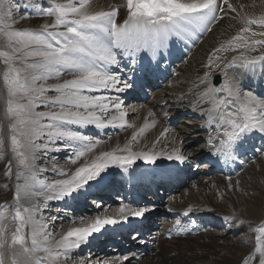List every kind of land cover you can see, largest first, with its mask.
<instances>
[{"label": "snow or ice", "instance_id": "snow-or-ice-1", "mask_svg": "<svg viewBox=\"0 0 264 264\" xmlns=\"http://www.w3.org/2000/svg\"><path fill=\"white\" fill-rule=\"evenodd\" d=\"M42 2L48 6L41 7L37 0H28L36 6L38 15L54 16V22L33 31L12 29L17 22L14 12L22 7L19 0H0V32L7 37L11 49L0 52L7 66L4 73L7 99L0 103V149H5L6 140L10 139L11 155L6 158L3 175L14 176L16 180L13 219L18 222L10 243L0 239V264H61L62 260L66 264L75 252L90 243L94 234L102 233L108 226L142 222L155 206L122 205L119 219L97 216L87 227L70 228L59 239L46 230V224L36 220L41 206L47 210L48 202L78 200L94 184L99 185L112 167L121 169L129 180L138 179L134 167L138 161L156 166L164 158L178 166L199 168L200 155L195 148L185 154L183 142L160 154L133 151L126 145L118 150L123 154L104 152L70 174L58 170L55 163L51 167H40V163L48 160L50 152H67L70 163L76 165L100 141L93 142L74 129L124 127L127 113L122 110V94L143 87L148 77L160 72L175 43L194 42L199 34L223 20L228 11H236L228 0H126L127 18L120 23L117 20L120 8L116 6L94 10L90 0ZM26 18L27 12L19 17ZM9 20L12 24L7 23ZM247 24L264 26V18L250 19ZM240 31L251 32V28ZM259 35L264 36V32ZM233 39L243 41L237 44L238 48L264 45V40H248L243 35ZM222 49L226 50L224 45L214 49L213 54ZM212 63L210 56L208 66ZM215 69L213 82H209L207 72L201 80L205 89L200 96L211 107H202L200 111L207 114V126L215 125L216 130V135H209L201 152L206 151L209 159L214 158L217 163L221 157L226 162L235 161L248 138L259 136L262 143L253 146V153L264 156V93L243 91L238 77L230 75L240 72L252 79L259 70V77L264 78V55L249 59L241 53L240 58L234 57L228 63H215ZM50 80L55 82L48 83ZM143 131L142 128L140 132ZM169 131L165 128L161 136ZM137 135H133V141ZM45 172H58L67 178L46 183L38 179ZM228 187L233 185L230 183ZM93 203L97 208L101 206ZM26 227H30V233L25 232ZM134 231L133 239H139L140 230ZM255 231L258 264H264V226ZM133 259L129 255L108 259L89 253L84 264H131ZM254 259L248 256L242 264H251Z\"/></svg>", "mask_w": 264, "mask_h": 264}, {"label": "bare ground", "instance_id": "bare-ground-1", "mask_svg": "<svg viewBox=\"0 0 264 264\" xmlns=\"http://www.w3.org/2000/svg\"><path fill=\"white\" fill-rule=\"evenodd\" d=\"M95 1V0H94ZM104 1V0H103ZM253 0H228V3H230L232 6L236 4H245L252 2ZM62 2V0H61ZM96 4L99 5V3L102 2V0H96ZM95 2H93L95 4ZM223 6V5H222ZM20 16H17L15 19L16 21L19 20V22L22 24V21L19 19ZM38 19H28V22L26 23L27 27H37L38 25L34 24V22ZM211 30L207 35H204L206 31L201 34L203 36V40L199 43V38L196 37L195 41H192V44L188 45L189 42H182L181 44L176 45V43L172 46V53L167 61V63L161 65V71L158 72L159 75L157 79H153L154 86L158 87L160 84H165V82L161 81L160 77L164 72H167L168 83L164 85V88L159 92L153 94L149 102H146L144 104H136L132 103L133 100L129 99L127 103L131 104L132 110L128 112L132 118L130 120L131 124L125 123L124 127H114L111 126L106 127L104 129H97L94 126H89L86 129H74V130H80L83 134H86L87 132H97L100 133V136H102V140H100V143L98 145L106 143L103 141V133L107 132L109 130H116L118 134L122 132L123 129L129 128L131 130V133L129 134H122L119 135L110 145H101L86 161L87 163H91L93 159L96 157H99L104 152H115L116 154H123L119 149H123L126 145L130 146L133 151H155L156 153H166L170 152L173 147H179L180 143L183 142L185 146V151L190 149V139L191 135L197 134L198 131H192L188 127H179L174 128L173 126H168L164 123V121H167V117H164V113H166L165 110L169 109L171 106H174L175 109H183L182 112L186 111L187 113H191L197 118H201L199 120V123H195L199 127L201 126L203 128V132L200 136L206 137L208 139L209 135H216L215 125H212L211 127L207 126V114L204 112H201L200 109L203 107L205 109L211 107V105L207 102L206 99H203L200 94L204 91L205 85L201 84V80L203 77L201 76L202 67L201 65L202 60H204V57L208 53V51L215 45L216 42L222 40L220 38H224L225 36H228V33H231L233 27L229 25V22L226 20H221L217 22L216 24L211 26ZM200 35V36H201ZM193 43L198 44L194 48V54L191 56L190 53H188L187 46L192 47ZM183 45V48L181 46ZM194 45V46H195ZM193 46V47H194ZM198 53V54H197ZM185 56V61H191V59L195 56L196 60L193 63V66H180V64L175 65L173 67L171 65V61H173L175 58H177L179 55ZM183 59V60H184ZM182 60V61H183ZM179 67V70L185 73H189L187 75H179V80L183 87L181 86H175V82H173L172 77L177 72V67ZM164 69V70H163ZM205 74V73H204ZM156 75V74H155ZM230 75H236L238 79L241 81V87L245 88L248 86V84L252 83V88L254 91L257 90L256 86L253 85V83H257L259 80H262V86L264 87V78L259 77V70H257V75L253 77L252 79H249L246 74L235 72L230 73ZM154 76V75H153ZM65 78V77H64ZM69 78V77H68ZM151 78V76H150ZM67 79V78H65ZM209 80V79H208ZM176 81V79L174 80ZM55 81H49L48 83H54ZM169 82H171L172 85L169 86ZM210 82V81H209ZM177 83V82H176ZM148 87H153V85H149ZM187 87V88H186ZM154 88V87H153ZM243 90V89H242ZM247 91V90H246ZM131 92H139L140 94H144L143 90H140L136 88L135 90ZM263 92V89H260V93ZM107 94V93H105ZM177 98H181L179 101ZM203 101V102H201ZM135 110V111H134ZM170 113V116H173L176 111ZM151 113V115H150ZM112 115H118L114 114V112L111 113ZM153 121H155V124H153ZM130 125V126H129ZM187 126V125H186ZM143 128V133L140 132V130ZM168 128L170 131L161 136V133H163L164 129ZM223 130L221 129V136H222ZM116 134V135H118ZM134 134L137 135L136 141L132 140V137ZM198 135V136H199ZM218 143V141H216ZM97 145V146H98ZM154 146V147H153ZM204 146V145H203ZM56 155H60L61 152H52ZM65 155L69 154L67 152H64ZM186 153V152H185ZM190 153V152H189ZM51 154V153H50ZM89 153H86V156ZM208 153L206 151L202 152V158H206ZM85 156V157H86ZM4 157V156H3ZM246 163L249 162L250 157L245 156ZM259 164V169L255 166V161H251V165L246 167L244 171H239V175H231L229 178L225 177L222 173L221 174H213V175H203L202 173L198 174L197 178H195L193 181H190L189 187L190 190L188 191V194L185 195L184 199L181 200H170L169 203L173 205V209L178 210L179 213L188 212L189 209L191 210V213H206L211 217L213 220H217L219 223H224L232 225L235 227L236 230H239L238 228L245 227L247 228L253 236H257L258 233L255 231L256 228L264 226V184L260 185V178L262 176L264 177V156H259L257 159ZM249 163V164H250ZM1 164V161H0ZM84 163L80 162L76 165H73L70 167L67 173H71L75 171V168L78 166H82ZM176 164L172 161H168L164 158H161L157 161L156 166L152 165H145L143 162H137L135 167V176L140 177L144 174H147L148 172H151L153 170L163 171L168 167H173ZM152 168V169H151ZM145 169H151V170H145ZM141 170H145L142 171ZM21 175H24V173H21ZM59 175V174H58ZM117 175V176H114ZM243 176V178H239L240 176ZM60 176V175H59ZM118 177L121 178V180L127 184H130V180L126 174L122 173V170L117 167L110 168L108 174L105 176L104 180L101 181L99 185H93L91 189L88 191L87 194H90L91 192H98L97 197L100 195L102 196L104 193H101L104 191V188H109L111 182V179H117ZM59 178H67V177H59ZM57 178V179H59ZM38 179L45 180V177L39 175ZM263 179V178H262ZM264 180V179H263ZM23 183V180L20 181ZM232 184L233 187H228L229 184ZM15 184L16 180L14 178V181L12 184H10L11 189L15 190ZM181 191V190H180ZM185 192V191H184ZM251 192H255L254 194ZM86 195H81L78 200L76 201H64V202H52L54 207L59 206L63 209H73L75 205L81 202L82 197H86ZM106 196V195H105ZM109 196V195H107ZM226 199L225 204L221 205L220 201L222 199ZM177 199V198H176ZM7 200V199H6ZM9 202V200H7ZM125 205L124 203H121V206ZM120 206V207H121ZM117 207V208H120ZM168 207V206H167ZM51 210V209H49ZM52 211V210H51ZM116 212L117 210L114 209ZM40 212V211H39ZM119 213V212H117ZM43 218V215L36 214L37 217ZM98 216V215H97ZM71 218L77 219L76 213H74ZM94 216L93 218H95ZM12 216L5 220L3 224H1V229L10 228ZM39 218V220H40ZM230 218V219H225ZM37 220V221H39ZM73 220V219H72ZM71 220V221H72ZM80 220V219H79ZM92 220V219H87ZM243 221V224L240 222ZM40 222V221H39ZM73 222V221H72ZM93 221L89 222H82L79 221V224L77 226L67 224L65 232L57 234V237L55 239H59L62 235L66 234V232L73 227H87L89 224L93 223ZM124 226L123 224H118L116 226H108L102 233L94 234V236L91 238V241L87 247H90L92 244V241L97 238L96 236H100L101 234L108 232L109 234L106 236V238H103L102 240H109L111 237V234L116 230L120 229V227ZM245 228H242L243 230H246ZM5 232V231H4ZM248 232V231H247ZM217 233V232H216ZM220 237H222L221 233H217ZM255 236V242L252 245H246L243 246L241 243L242 241H221L218 239L214 233L210 230H205L202 233L194 236H188L186 238H179V239H172L170 241H159L157 244V249L154 251L152 255L149 253L143 254L142 251L135 254L133 251H122L120 254L118 253V248L120 251V248H127V241L123 238H117L119 240V243L116 247V250L114 251L116 254L114 256V259L119 258L124 255L134 256L135 259L131 261V264H242L243 260L248 256L256 257L251 264H258V253H256L255 249L258 245V242L256 241ZM116 240V241H118ZM245 242V241H244ZM78 252V251H77ZM136 255H141L139 259H136ZM116 257V258H115Z\"/></svg>", "mask_w": 264, "mask_h": 264}, {"label": "rangeland", "instance_id": "rangeland-1", "mask_svg": "<svg viewBox=\"0 0 264 264\" xmlns=\"http://www.w3.org/2000/svg\"><path fill=\"white\" fill-rule=\"evenodd\" d=\"M96 1V0H95ZM94 0H90L91 4H92V8L94 10H109L110 6H116L118 8H120V12L119 15L117 17L118 22L122 23L124 19H126V0H102L101 3L96 4ZM19 2L21 3L22 7L14 12V17L16 18L17 16H25L26 12H27V18L22 21V24L19 22V20H17V22L15 24H12L11 20L7 21L8 24H12V29L13 30H19V29H25V30H33V31H38L43 24L45 23H52L54 22V16L53 17H43L37 14V8L35 5L33 4H29L28 0H19ZM37 2L40 4L41 7H47L48 5H44L42 0H37ZM95 2V4L93 3ZM50 3V0H49ZM233 8L236 9L235 13L228 11L225 15H224V20H226L227 22H229V25L233 27L231 33H228V36H225L224 38H220L222 40L218 41L215 43V45L208 51V53L206 54V56L204 57V60H202L201 65H203L202 67H200L202 69V73L201 76L204 77V73H208V79L211 78V75L215 72H217V70L215 69V63H220L221 61L223 63H228L230 61L233 60V58H240L241 57V53H243L245 56H247L249 59L259 56V55H264V45H255L254 47H249L247 49L244 48H238L237 44L239 43H243V41H237L234 40L233 38L238 36V35H243L245 36L248 40H264V36L259 35V33L264 32V26H261L259 24H255V25H248L247 21L250 19H262L264 18V0H253L252 2L249 3H245V4H236L233 6ZM28 19H38L34 22V24L38 25L37 27H27L26 23L28 22ZM2 27V26H0ZM244 27H249L251 28V32H247V33H241V28ZM212 29V28H211ZM210 29V30H211ZM8 29H5V31H7ZM210 31H206V33L204 35H207ZM253 33H257V35H253ZM203 40V36L201 38H199V43ZM198 43V44H199ZM178 44V43H177ZM196 44L192 50L190 51V55L194 54V48L198 45ZM221 45H224L226 50H221L219 52H216L213 54V50L217 49V48H221ZM11 49L9 48V42L7 40V37L3 34V32H0V52H10ZM198 54V53H197ZM210 56L212 58V66L209 67L208 65L210 64ZM216 57H220V60H216ZM196 60V57L194 56L191 61H185V59L179 63L180 66H193V63ZM17 66H19V62H17ZM177 67V72L175 73V75L172 77L173 82H175V86H181L183 87L184 85H182V83H180V78L179 75L183 74V75H187L189 73H185L182 72L181 70H179V67ZM7 70V66L4 65L3 63V58L0 57V103L6 101L7 99V84L4 80V73ZM65 78H68V76H65ZM179 78V79H178ZM176 79V81H174ZM52 82L54 80H51ZM210 81V80H209ZM49 82V81H48ZM177 82V83H176ZM172 85L171 82H169V86ZM254 86H256L257 90L259 89H263V93H264V87L262 86V80H259L257 83H253ZM164 88V86H163ZM162 87L154 89V92H157L159 90L163 89ZM187 88V87H186ZM246 91V90H243ZM49 95H53L54 93H48ZM125 94V93H124ZM122 99L124 101L123 105H122V110L125 111L127 113V115L125 116V122L131 124L130 120L132 118V116L128 113L132 110V107L130 105L131 104H127L125 100L124 95L122 96ZM149 101V100H148ZM134 103L139 105L138 101H135ZM144 104V103H142ZM6 107V105H5ZM173 107V106H171ZM38 110H45L43 108H40ZM178 110L174 108V111ZM179 110L183 111V109ZM173 111V112H174ZM177 112V111H176ZM186 112V111H184ZM172 113V112H171ZM114 114H117V112H114ZM173 117L176 118L177 115L173 114ZM178 122H177V126L179 127H188L190 128L192 131H198L196 132L197 134H194L196 137H191L190 141L192 142V140L195 139H200V135H201V129L198 125H196L195 123H199V120L196 116H194L191 113H185V116L183 117H177ZM165 123V121H164ZM187 125V126H186ZM178 127V128H179ZM114 128V127H112ZM115 129V128H114ZM119 130H109L107 132L103 133V141H105L106 143L101 144V145H110L112 143V141H114L119 135L122 134H129L131 133V130L127 127L125 129L122 130V132L120 134H118ZM5 136H7V133H4ZM118 134V135H116ZM200 134V135H199ZM85 135L89 136V138L95 142L96 140H102V137H100V133L97 132H87ZM199 135V136H198ZM200 142V143H199ZM197 143H199V148H200V144L203 143V140H198ZM98 145L96 146V148H94L92 150L91 153H89L86 157H82L80 161L77 162H87L88 158L101 146ZM191 145H193V147H196V143H191ZM100 149V148H99ZM98 149V150H99ZM201 152V151H200ZM51 153V154H50ZM49 153V157L48 160L42 161L40 163V167H51V165L53 163H55L56 168L58 170H62L64 172H67L68 170L66 169H70L71 166H73L70 163V160L68 159L69 154H66L64 152H61L60 155H56L52 152ZM11 155V151H10V139L6 140V147L5 149H0V239H7L8 242L10 243L11 241V236L15 230V227L17 226V221H15L13 218L11 220V227L10 228H6V229H1V224H3L5 222V220L7 221V219H9L11 216L14 217V213H15V207H14V203H15V190L14 189H9L8 185L12 184V182L14 181V176L13 177H8L6 178L3 173L6 170V158L9 157ZM4 156V157H3ZM53 157H55V159L53 160ZM257 159V158H256ZM255 161V166L259 169V164L257 160ZM87 160V161H86ZM250 164H248L247 166L244 167V170L246 169V167H248ZM15 172V168L13 169ZM243 170V171H244ZM41 176L45 177V179H47V181H51L53 179H57L59 177L58 172L57 173H53V172H45L40 174ZM239 175V174H238ZM244 175L240 176L239 178H243ZM236 177V176H235ZM262 178L264 179V177L262 176ZM260 178V185L264 184V180ZM114 179V178H113ZM115 182V179H114ZM190 183V182H189ZM190 184H186L180 191L179 196L177 197L176 200H181L184 199L185 195L188 194V191L190 190L189 187ZM264 188V187H263ZM185 191V192H184ZM101 193H104L101 192ZM251 193H255V192H251ZM105 194H103L102 198ZM97 196V195H96ZM95 197L94 192H91L90 194H87L86 197H82L81 198V202L78 203L73 209H63L59 206L54 207L50 206L52 205V202H48V207L47 210H44V207L41 206L40 212H38L37 214L39 215H43V218H40L39 216L36 218V220H39L40 218V222L43 224L47 225V231L51 232L54 236V238L57 237V234L59 235L62 232H65L67 224L70 225H74L77 226L79 224V221L82 222H89V221H93L95 220V218L98 216H100L101 218L105 217V216H112L113 218L119 219V215L117 212H119V208L121 204L119 205H110L112 203H115L113 200H111L110 198H114L113 194L109 195L108 197H106L103 200L102 204L100 202L97 201V199H93ZM116 198V197H115ZM9 200V202H7V200ZM110 199V200H109ZM117 199V198H116ZM98 202L101 206L99 208L94 206L93 202ZM226 199H222L220 201L221 205L225 204ZM54 202V201H53ZM55 203V202H54ZM27 206V205H25ZM51 209V210H49ZM114 209H116L117 211L115 212ZM74 213H76L77 215V219L71 218L70 216H72ZM94 216H96L95 218H93ZM53 218H55L53 220ZM73 219V220H72ZM80 219V220H79ZM87 219H92V220H87ZM73 222H72V221ZM216 222H218L217 220H215ZM224 224V223H222ZM220 224L219 222L215 225H213L211 227V231L212 233L215 234V236L220 239L221 241H226V240H231V241H242V245L246 246V245H253L255 242V236H253V234L247 229L243 230L242 228H238L239 230H236L235 227H233L232 225L226 224L227 228L229 227L228 230H226V226ZM5 231V232H4ZM31 229L30 227H26L25 228V232L26 233H30ZM221 233L222 237H220L217 233ZM108 232H105L103 234H101L100 236H96L97 238H95L92 241V244L90 247L84 246L82 247L80 250H78V252H75V254L72 256L71 259L67 260L66 264H84V261H86L88 259L89 253L95 254L96 256H101V257H107L108 259H114L115 256V247L112 245L113 239H109V240H102L103 238H106V236L108 235ZM112 237V236H111ZM245 241V242H244ZM121 253V252H120ZM119 252L117 253L120 254ZM40 255H43V253H40ZM124 255V254H123ZM119 256V255H118ZM116 258V257H115ZM61 264H65V262L62 260Z\"/></svg>", "mask_w": 264, "mask_h": 264}, {"label": "water", "instance_id": "water-1", "mask_svg": "<svg viewBox=\"0 0 264 264\" xmlns=\"http://www.w3.org/2000/svg\"><path fill=\"white\" fill-rule=\"evenodd\" d=\"M216 77V75L213 77V80H214V78ZM213 80H212V82H213ZM218 82V81H217Z\"/></svg>", "mask_w": 264, "mask_h": 264}]
</instances>
